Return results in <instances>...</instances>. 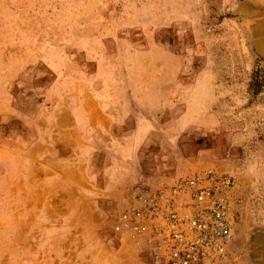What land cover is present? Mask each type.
Returning <instances> with one entry per match:
<instances>
[{"label":"rangeland","instance_id":"1","mask_svg":"<svg viewBox=\"0 0 264 264\" xmlns=\"http://www.w3.org/2000/svg\"><path fill=\"white\" fill-rule=\"evenodd\" d=\"M165 157L264 264V0H0V264H154L118 217Z\"/></svg>","mask_w":264,"mask_h":264},{"label":"built area","instance_id":"2","mask_svg":"<svg viewBox=\"0 0 264 264\" xmlns=\"http://www.w3.org/2000/svg\"><path fill=\"white\" fill-rule=\"evenodd\" d=\"M231 187L211 172L153 180L120 214L117 229L154 264H230Z\"/></svg>","mask_w":264,"mask_h":264},{"label":"crops","instance_id":"3","mask_svg":"<svg viewBox=\"0 0 264 264\" xmlns=\"http://www.w3.org/2000/svg\"><path fill=\"white\" fill-rule=\"evenodd\" d=\"M74 148V147H73ZM211 155V153L209 151H206L202 156L207 157ZM149 163L153 162V161H147ZM180 162H175V161H171V157L170 158H166L165 157V172L163 174H159V169L161 168L160 166L156 165V168H153V176L148 175L149 177H145L143 178V181L145 183L146 186L150 185L151 182L149 179L156 180V179H161L163 177L168 178L171 175H180L181 173H183L185 171L186 168H182L180 166ZM148 164H146L147 167ZM161 170V169H160ZM147 182V183H146Z\"/></svg>","mask_w":264,"mask_h":264}]
</instances>
